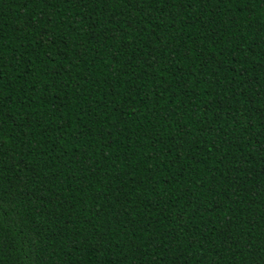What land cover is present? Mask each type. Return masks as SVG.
Wrapping results in <instances>:
<instances>
[{
  "label": "trees",
  "instance_id": "trees-1",
  "mask_svg": "<svg viewBox=\"0 0 264 264\" xmlns=\"http://www.w3.org/2000/svg\"><path fill=\"white\" fill-rule=\"evenodd\" d=\"M0 264H264V0H0Z\"/></svg>",
  "mask_w": 264,
  "mask_h": 264
}]
</instances>
